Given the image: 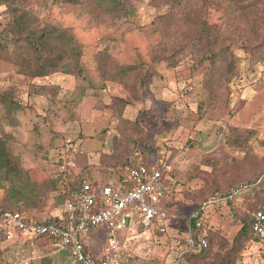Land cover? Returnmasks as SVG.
<instances>
[{
  "label": "rangeland",
  "instance_id": "1",
  "mask_svg": "<svg viewBox=\"0 0 264 264\" xmlns=\"http://www.w3.org/2000/svg\"><path fill=\"white\" fill-rule=\"evenodd\" d=\"M101 2L104 0H81L60 7L54 0H23V8L34 15L37 27L52 23L70 28L83 44L85 71L81 76L54 73L30 79L0 60V92L11 89L17 101L28 105L16 113L17 126L9 125L0 106V135L15 137L7 148L30 180H61L57 190L47 188L36 206L24 207L25 213L40 219L58 217L69 180L79 178L98 185L118 180V173L108 170L111 162L102 159V164L100 159L113 151V145L121 153L127 151L129 159L135 158L131 142L120 139L121 143L114 144L112 140L121 113L109 104L114 96L128 100L121 115L146 129L159 128L152 156L169 157L176 184L169 199L166 234L133 224L124 232L122 260L125 257L126 264H176L177 254L185 248L187 221L201 198L215 187L221 190L255 177L264 164V58L253 61L244 52L241 44L248 40L249 32L225 0H183L178 7L171 0H135L130 15L107 14ZM196 16L218 28L221 42L237 57L238 75L214 93L203 87L205 68L195 53L184 55L175 66L155 61L153 56L167 52ZM10 19V9L0 2V31ZM234 28L239 33L231 30ZM188 38L178 41L184 44ZM99 51L121 65L142 61L151 68L141 89L142 101L132 96L130 84L100 78L96 67ZM40 86L49 88L46 94L55 103L35 93ZM138 147L149 152L151 145ZM246 190L240 189L229 202L203 210V220L222 238L219 251L240 228L244 207L240 196ZM2 193L0 189V199ZM25 242L17 235L12 241L0 239V264H40L42 255H53L48 243L36 240L30 246ZM84 243L92 256L100 257L106 244L104 226L92 228ZM259 247L257 242H245L235 264H260ZM56 257L59 259L52 258V264H67V251Z\"/></svg>",
  "mask_w": 264,
  "mask_h": 264
},
{
  "label": "trees",
  "instance_id": "2",
  "mask_svg": "<svg viewBox=\"0 0 264 264\" xmlns=\"http://www.w3.org/2000/svg\"><path fill=\"white\" fill-rule=\"evenodd\" d=\"M54 1L60 7L66 4L81 3V0ZM133 1L135 0H104L101 2L102 10L107 14L130 15L134 11ZM0 2L6 4L11 12L10 21L0 31V60L13 65L19 74L30 79L42 78L54 73L83 75L85 71L81 64L83 44L70 28L52 23H45L42 27H37L34 15L23 8V0H0ZM182 2L183 0H171L172 6L175 7L180 6ZM225 2L229 9L236 14L237 19L242 22L243 28L245 25L246 31L249 32L248 40H244L241 44L244 52L250 60H262L264 58V0H225ZM96 4L99 6L100 2H96ZM191 21L193 25H188L187 29L179 37L177 36V41L167 52L157 53L153 56L155 61H163L167 66H175L184 55L195 53L197 62L205 68L203 87L209 93H214L238 75L237 57L228 45L221 42L218 28H211L200 16H196ZM191 30L194 32L191 33ZM231 30L234 33H239L236 28ZM187 36L189 38L186 43L178 41ZM96 57V67L101 79L123 83L126 86L130 84L132 96L137 101L143 100L144 92H141V89L151 68H148L142 61L133 64H118L104 51H99ZM133 75H136L137 79H134ZM48 90L49 88L40 86L37 87L35 93L46 96L50 103H55V99L46 94ZM128 104V100L114 96L109 106L119 109V113L122 114L120 110ZM0 106L3 107L4 118L11 126L19 124L16 113L28 108L27 104L19 102L13 97L11 89L0 92ZM121 114H119L117 134L112 140L114 144L121 143L120 139L131 142L135 158L129 159L127 151L121 153L116 145H113V151L100 155L102 164L103 160L107 164L111 162L108 170L118 173L119 181L126 177L123 170L125 166L134 164L138 160L147 165L159 158L156 155L152 156L156 152L154 139L159 133V128L146 129L137 120L127 119ZM14 139L15 137L10 133L3 132L0 135V189L3 190L0 199V212H25L24 207L36 206L45 198L47 188L51 186L52 189L57 190L56 183L61 181L59 177L42 182L30 180L27 173L20 167L16 155L7 148V142ZM137 143L145 149L151 145L149 152L141 150ZM161 159L171 163L169 157H161ZM170 176V192L163 204L167 209L171 207L169 199L175 191L176 181L173 169ZM68 182L69 190L72 191L79 187L82 179L76 178ZM92 184L98 186L96 183ZM214 189L210 195L201 198L196 215L191 216L187 221L190 234L196 244L194 248L179 256L177 264H235L236 257L240 254L245 242H257V238L252 233L251 213L264 202V164L255 177L236 182L225 189L219 190L217 187ZM235 189H239V191L247 189L240 196L241 203L244 204L242 215L239 218L241 225L231 243L219 251L218 247L222 243L220 242L222 238L217 231H212L208 226L207 219L203 220L204 209L200 207L204 206L207 201H212L213 205L223 201L229 202L231 198L235 197L233 194ZM63 194L65 195H62L61 198L65 201L68 192L65 191ZM47 221L56 223L58 218L51 217ZM197 222H199L198 226H196ZM0 239H5L1 231ZM200 240L205 241V246L200 245ZM122 262L126 264L125 257ZM52 263V258L48 255L40 257V264Z\"/></svg>",
  "mask_w": 264,
  "mask_h": 264
},
{
  "label": "built area",
  "instance_id": "3",
  "mask_svg": "<svg viewBox=\"0 0 264 264\" xmlns=\"http://www.w3.org/2000/svg\"><path fill=\"white\" fill-rule=\"evenodd\" d=\"M123 170L126 177L121 181L94 186L82 180L77 189H68L63 217L56 223L20 211L0 212V231L7 241H12L14 235L21 241L51 238L57 246L69 250L68 264H124L122 234L128 227L133 224L155 227L158 233L166 234L169 211L163 204L170 192L172 165L162 159L147 165L138 160ZM238 192L235 189L233 194ZM211 204L212 201H207L200 208ZM251 217L252 233L261 249L260 264H264V202L252 211ZM101 225L106 231V247L100 257H94L87 251L84 238L92 228ZM195 244L188 228L185 248L177 254L176 264L179 256ZM200 245L205 246V241L200 240Z\"/></svg>",
  "mask_w": 264,
  "mask_h": 264
},
{
  "label": "crops",
  "instance_id": "4",
  "mask_svg": "<svg viewBox=\"0 0 264 264\" xmlns=\"http://www.w3.org/2000/svg\"><path fill=\"white\" fill-rule=\"evenodd\" d=\"M116 182V180H114V181H111V183H115ZM61 217H63V211H62V214L60 215V216H58L57 218L58 219H60ZM37 219H39V220H47V219H49V217H47V218H42V219H40V218H37ZM132 226V225H131ZM128 229H129V227L125 230V231H128ZM124 231V232H125ZM124 232H123V234H122V240H123V243H124V241H125V235H124ZM88 236V235H87ZM86 236V237H87ZM30 240V241H29ZM36 240H39V242L41 243H48L49 244V249L52 251V253H53V255L51 256V258H56V259H59V258H57L56 257V254H58L59 252H61V251H63V250H65V251H67L68 252V259L65 261L67 264L69 263V261H70V253H69V250L67 249V248H61V247H59V246H57V244H56V242L54 241V240H52V239H50V238H32V239H25V240H23V241H26L25 243L26 244H28V245H30V246H33L32 244H34V242L36 241ZM85 246H86V244H85ZM105 247H106V244H105V246H104V249H105ZM88 247L86 246V249H87ZM91 250V249H90ZM91 251H93V250H91ZM61 260V259H60ZM63 261V260H62Z\"/></svg>",
  "mask_w": 264,
  "mask_h": 264
}]
</instances>
